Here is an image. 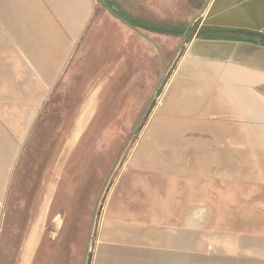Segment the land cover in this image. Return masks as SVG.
<instances>
[{
  "label": "rangeland",
  "instance_id": "obj_1",
  "mask_svg": "<svg viewBox=\"0 0 264 264\" xmlns=\"http://www.w3.org/2000/svg\"><path fill=\"white\" fill-rule=\"evenodd\" d=\"M211 1L23 0L0 18V264L264 262L257 110L206 111L219 76L202 73L162 110ZM156 122L206 126L178 134L206 143L195 168L152 166Z\"/></svg>",
  "mask_w": 264,
  "mask_h": 264
},
{
  "label": "crops",
  "instance_id": "obj_2",
  "mask_svg": "<svg viewBox=\"0 0 264 264\" xmlns=\"http://www.w3.org/2000/svg\"><path fill=\"white\" fill-rule=\"evenodd\" d=\"M22 2L23 0H0L1 20H6L8 11H18L23 19V9L18 6ZM207 9L202 24L207 26L208 29L249 31L264 35V0H212ZM201 73L205 75L210 74L212 77H215L216 74L219 76L218 84H212L213 95L208 96V99L211 100L206 101V104L209 105L205 108L206 111L209 112L212 107L214 113H222L224 110L232 112L234 107L240 110L243 109L246 113H249L250 110H257L255 113L257 114L256 119H258L257 122L262 123L264 132V44L251 40L246 41L240 38L217 35L195 39L186 53L184 62L181 63L177 70L176 78L169 87L163 101L165 107L162 110L168 111L172 109L177 104L179 94L181 95L183 106L187 102L186 97L191 96V100L194 98L193 100L195 101L198 96H193L196 93L192 92L191 86L189 87L186 84L188 80L185 81L181 78L189 75H200ZM220 76L222 79H220ZM184 83L186 84L185 87L183 86ZM205 87L208 86H201V88L207 89ZM221 88H224V90L228 89L226 94L221 93ZM218 89L219 91H217ZM238 103L242 104L238 107ZM227 104L230 105L228 106ZM196 106H188L187 110L189 112L193 111ZM158 125H161L162 129H159ZM191 126L181 122H175L167 127L159 124V122L152 125L149 132L150 139L147 141V144L151 143L152 148L155 144L161 142L168 145L166 152H159L162 157L152 166H162L167 161L165 157L167 155L168 162L173 165V168L178 169L177 166L183 162L184 155H187L189 157H185L190 161V166L188 167L195 168L194 163L200 157L196 154L203 151L202 148L206 143L202 144L199 140V143H192L196 145H190L185 149V146H181L182 144L179 143L181 136L178 134L186 132L185 130L203 133L207 132V129L204 124L195 125V127L191 124ZM150 149L146 147L140 148L137 152L138 157L136 160L142 159V156H145ZM144 231L149 233L156 230L145 228ZM31 236L28 246V262L37 244L36 232H32ZM241 240L250 239L242 237ZM255 264H264V262L258 261Z\"/></svg>",
  "mask_w": 264,
  "mask_h": 264
},
{
  "label": "water",
  "instance_id": "obj_3",
  "mask_svg": "<svg viewBox=\"0 0 264 264\" xmlns=\"http://www.w3.org/2000/svg\"><path fill=\"white\" fill-rule=\"evenodd\" d=\"M206 34L208 35H218V36H223V37H235V38H240L242 40H251L260 44H264V35L261 34H255L252 32H246V31H238V30H232V31H223L221 29H216V30H205Z\"/></svg>",
  "mask_w": 264,
  "mask_h": 264
},
{
  "label": "flooded vegetation",
  "instance_id": "obj_4",
  "mask_svg": "<svg viewBox=\"0 0 264 264\" xmlns=\"http://www.w3.org/2000/svg\"><path fill=\"white\" fill-rule=\"evenodd\" d=\"M205 31H202V34L203 35H205L206 37H208V36H214V35H208V34H206V33H204ZM218 36V35H217Z\"/></svg>",
  "mask_w": 264,
  "mask_h": 264
}]
</instances>
